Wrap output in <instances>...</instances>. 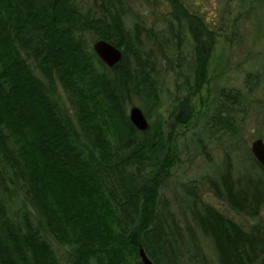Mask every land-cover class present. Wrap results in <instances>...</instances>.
<instances>
[{"label":"trees","instance_id":"1","mask_svg":"<svg viewBox=\"0 0 264 264\" xmlns=\"http://www.w3.org/2000/svg\"><path fill=\"white\" fill-rule=\"evenodd\" d=\"M170 1L175 23L184 22L194 41L197 92L215 37L200 16ZM94 3L99 16L82 0H0V264H61L40 228L67 249L69 264H142L140 246L153 264L178 263L183 237L163 221L160 205L168 204L159 194L176 152L161 119L139 131L125 107L133 95L152 109L158 104L155 60L143 50L156 35L138 24L128 30L118 0ZM83 30L121 49V62L107 68L81 43ZM58 87L71 112L58 102ZM192 114L186 98L170 118L185 124ZM253 160L261 176L234 177L227 165L209 186L234 211L255 218L264 205V170ZM17 188L39 227L23 208L21 222L10 216L7 201ZM188 194L192 220L213 242L219 264L264 260L263 224L246 231Z\"/></svg>","mask_w":264,"mask_h":264},{"label":"rangeland","instance_id":"2","mask_svg":"<svg viewBox=\"0 0 264 264\" xmlns=\"http://www.w3.org/2000/svg\"><path fill=\"white\" fill-rule=\"evenodd\" d=\"M82 1L84 7L95 9L96 16L100 15L94 0ZM118 1L128 30L138 24L156 35L143 50L155 60L158 104L152 109L144 98L133 95L125 107L127 114L130 107H139L149 124L161 119L164 136L176 152L177 160L159 194L168 204L167 208L160 205L163 221L167 225L176 224L183 237L177 264H219L213 242L192 220L193 198L188 192L195 193L202 202L246 231L257 224L264 225V205L255 218L239 214L224 198L215 196L209 186V182L219 180L227 165L234 177L262 175L253 160L251 144L258 138L264 143V0H180L190 14L200 16L207 31L215 37L204 83L197 92L194 41L184 22L175 23L171 1ZM78 36L84 47L92 49L96 40L93 32L79 31ZM31 67L39 76L33 64ZM96 67L100 69L98 64ZM57 90L58 102L71 112L67 98L59 87ZM186 98L190 99L192 117L185 124L174 123L170 113L178 101ZM14 193L7 201L10 216L21 222L17 211L23 208L39 227V217L27 197L20 188ZM189 230L203 258L189 239ZM40 232L61 264H69L67 249L44 229L40 228ZM256 264H264V260Z\"/></svg>","mask_w":264,"mask_h":264},{"label":"water","instance_id":"3","mask_svg":"<svg viewBox=\"0 0 264 264\" xmlns=\"http://www.w3.org/2000/svg\"><path fill=\"white\" fill-rule=\"evenodd\" d=\"M92 50L97 58L109 69L115 68L122 60V50L108 41L102 39L96 40L92 45ZM128 118L139 131H145L149 127V123L139 107H130ZM251 153L264 170V143L262 139L258 138L252 142ZM138 254L142 264H153L141 246L139 247Z\"/></svg>","mask_w":264,"mask_h":264}]
</instances>
